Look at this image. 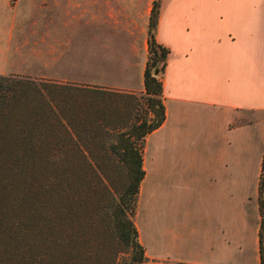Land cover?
<instances>
[{
	"label": "crops",
	"instance_id": "1",
	"mask_svg": "<svg viewBox=\"0 0 264 264\" xmlns=\"http://www.w3.org/2000/svg\"><path fill=\"white\" fill-rule=\"evenodd\" d=\"M154 1L159 3L154 38L169 53L161 75L165 118L146 136L145 176L134 215L146 259L164 264H261L264 0L54 3L64 30L93 26L91 42L117 45L118 55L130 59V80L120 83V90L142 93ZM47 13L42 40L55 42L49 29L53 16ZM149 154L157 156V164ZM155 169L158 199L150 194ZM156 226L164 246L160 255L151 247Z\"/></svg>",
	"mask_w": 264,
	"mask_h": 264
},
{
	"label": "trees",
	"instance_id": "2",
	"mask_svg": "<svg viewBox=\"0 0 264 264\" xmlns=\"http://www.w3.org/2000/svg\"><path fill=\"white\" fill-rule=\"evenodd\" d=\"M158 12L154 1L140 97L0 73V264L145 262L134 215L146 136L165 118ZM263 185L264 160L261 264Z\"/></svg>",
	"mask_w": 264,
	"mask_h": 264
},
{
	"label": "rangeland",
	"instance_id": "3",
	"mask_svg": "<svg viewBox=\"0 0 264 264\" xmlns=\"http://www.w3.org/2000/svg\"><path fill=\"white\" fill-rule=\"evenodd\" d=\"M47 12L53 16L49 29L55 38V42L49 43L42 40L47 30ZM93 30V26L64 30L61 10L58 11L54 0H0V73L124 91L119 86L130 80V59L120 57L115 44L91 42ZM64 35L66 39L72 36L71 41H65ZM134 94L140 97L143 92ZM149 158L157 164V156L149 154ZM153 175L150 194L152 199H158L157 169ZM142 211L141 203L140 215ZM151 247L156 255L163 253V239L157 226L152 229ZM144 264L164 263L146 259Z\"/></svg>",
	"mask_w": 264,
	"mask_h": 264
},
{
	"label": "water",
	"instance_id": "4",
	"mask_svg": "<svg viewBox=\"0 0 264 264\" xmlns=\"http://www.w3.org/2000/svg\"><path fill=\"white\" fill-rule=\"evenodd\" d=\"M159 72V69L158 68H155L154 70H153V73L156 75L157 73Z\"/></svg>",
	"mask_w": 264,
	"mask_h": 264
}]
</instances>
